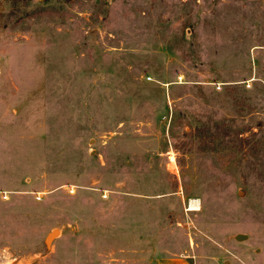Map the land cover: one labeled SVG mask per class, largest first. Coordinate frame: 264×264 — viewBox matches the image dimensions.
Masks as SVG:
<instances>
[{
    "label": "rangeland",
    "instance_id": "1",
    "mask_svg": "<svg viewBox=\"0 0 264 264\" xmlns=\"http://www.w3.org/2000/svg\"><path fill=\"white\" fill-rule=\"evenodd\" d=\"M3 248L264 264V0H0Z\"/></svg>",
    "mask_w": 264,
    "mask_h": 264
},
{
    "label": "crops",
    "instance_id": "2",
    "mask_svg": "<svg viewBox=\"0 0 264 264\" xmlns=\"http://www.w3.org/2000/svg\"><path fill=\"white\" fill-rule=\"evenodd\" d=\"M151 264H192V262L186 255H173L157 257Z\"/></svg>",
    "mask_w": 264,
    "mask_h": 264
},
{
    "label": "built area",
    "instance_id": "3",
    "mask_svg": "<svg viewBox=\"0 0 264 264\" xmlns=\"http://www.w3.org/2000/svg\"><path fill=\"white\" fill-rule=\"evenodd\" d=\"M18 257L11 254L6 248L0 251V264H16Z\"/></svg>",
    "mask_w": 264,
    "mask_h": 264
},
{
    "label": "water",
    "instance_id": "4",
    "mask_svg": "<svg viewBox=\"0 0 264 264\" xmlns=\"http://www.w3.org/2000/svg\"><path fill=\"white\" fill-rule=\"evenodd\" d=\"M57 235L56 231H53L51 234L48 235L47 240H46V246L49 245V243L52 241V239ZM248 236L244 234H237L234 236V240L236 241H243L247 239Z\"/></svg>",
    "mask_w": 264,
    "mask_h": 264
},
{
    "label": "bare ground",
    "instance_id": "5",
    "mask_svg": "<svg viewBox=\"0 0 264 264\" xmlns=\"http://www.w3.org/2000/svg\"><path fill=\"white\" fill-rule=\"evenodd\" d=\"M198 209V201L191 200L190 201V211H196Z\"/></svg>",
    "mask_w": 264,
    "mask_h": 264
}]
</instances>
